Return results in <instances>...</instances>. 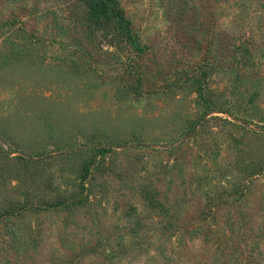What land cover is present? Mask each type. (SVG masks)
<instances>
[{"label": "rangeland", "instance_id": "374dc122", "mask_svg": "<svg viewBox=\"0 0 264 264\" xmlns=\"http://www.w3.org/2000/svg\"><path fill=\"white\" fill-rule=\"evenodd\" d=\"M117 1L0 0V264H264V0Z\"/></svg>", "mask_w": 264, "mask_h": 264}, {"label": "trees", "instance_id": "16d2710c", "mask_svg": "<svg viewBox=\"0 0 264 264\" xmlns=\"http://www.w3.org/2000/svg\"><path fill=\"white\" fill-rule=\"evenodd\" d=\"M87 12L89 29L113 28V34H121V40L131 45L135 42V35L131 29V21L119 6L117 0H82ZM84 17V18H85ZM65 203V202H64Z\"/></svg>", "mask_w": 264, "mask_h": 264}]
</instances>
